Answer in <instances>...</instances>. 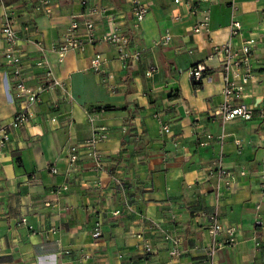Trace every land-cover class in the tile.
I'll list each match as a JSON object with an SVG mask.
<instances>
[{
  "label": "crops",
  "instance_id": "obj_1",
  "mask_svg": "<svg viewBox=\"0 0 264 264\" xmlns=\"http://www.w3.org/2000/svg\"><path fill=\"white\" fill-rule=\"evenodd\" d=\"M144 1L150 11L136 27L128 0H88L89 6L103 5L116 14V23L130 32L131 49L137 45L143 51L140 60L124 67L115 48L103 41L70 51L58 62L52 47L73 16L84 12L81 0H53L50 16L35 11L29 0H4L15 10L29 84L44 80V69L32 65L43 44L72 99L63 101L60 90L44 93L30 123L0 149V264H168L173 243L164 233L180 239L184 249L173 264H203L211 244L206 214L239 232L238 243L221 249L215 264H264V0H236V10L223 0L203 3L210 31L202 34L193 32L201 13L193 16L182 7L183 20L174 22L172 0ZM3 10L0 4V14ZM232 18L243 25L237 44L257 42L254 78L244 96L256 107V117L224 124L221 62L209 56L214 45L229 39ZM95 20L99 36L113 27L110 18ZM166 34L172 39L156 45ZM4 47L0 34V124L18 108L9 90ZM97 52L108 60L115 91L89 69ZM199 63L207 70L201 81H193L188 70ZM151 66L158 71L148 76ZM99 106L110 108L98 118L109 129V138L97 145L102 170L96 171L82 150L74 176L49 173V162L68 168L66 149L91 137L87 111ZM164 125L170 132L163 131ZM206 133L214 137L201 146ZM220 155L236 176L230 186L215 172ZM67 183L69 189L57 193ZM46 200L53 206L46 207ZM117 209L122 213L116 216ZM258 220L262 224L256 226ZM98 223L103 234L95 239ZM146 240L150 253L143 249Z\"/></svg>",
  "mask_w": 264,
  "mask_h": 264
},
{
  "label": "built area",
  "instance_id": "obj_2",
  "mask_svg": "<svg viewBox=\"0 0 264 264\" xmlns=\"http://www.w3.org/2000/svg\"><path fill=\"white\" fill-rule=\"evenodd\" d=\"M216 0H172L175 8L172 10L171 17L174 22H181L183 15L180 13V8L185 7L190 15L196 16L201 13V18L194 24L193 32L195 34L208 33L210 24V12L207 9H202L201 6L206 2ZM233 10H236V0H223ZM35 11L42 12L48 16L53 14V0H29ZM130 4V14L134 18L135 26L139 27L142 21L146 18L150 11V6L144 0H128ZM3 6V12L0 14V34L4 40L5 47L3 51L6 64L10 71L8 76L11 80L9 90L14 94V101L18 108L13 117L0 124V149L5 148L11 140L14 131L26 127L32 117L33 108L41 102L42 95L46 92L61 91V99L69 101L72 99L71 91L68 89L66 81L57 77L50 65V62L45 54L43 44L39 45V54L32 65L44 69V80L37 82L35 85L29 84V79L26 74V68L23 64V49L20 45V33L15 24V10L4 4V0H0ZM81 4L85 8L80 15H74L72 21L64 33L61 41L52 47V51L56 53L58 62H63L70 51H83L87 45L94 44L98 41H103L115 48L118 54V59L123 63L124 67H128L132 62L138 61L143 56V51L136 48L131 49L132 37L130 32L122 30L116 23V14L110 13L109 8L103 5L89 6L88 0H81ZM107 17L113 21V27L109 32L102 35L97 34L96 17ZM28 28V27H27ZM230 37L221 44H216L213 47L209 58L211 60L218 59L221 62L223 73V102L219 106V112L222 122L228 123L236 119L244 121H252L256 117V107L244 101L247 85L254 78V56L256 52L257 42L255 39L243 40L237 44L236 39L243 33V25L236 18H232L229 25ZM172 39V35L166 34L156 45L166 44ZM108 60L103 53L97 52L92 60L89 69L100 75L105 83H107L112 91H115V86L109 84L113 79V73L107 70ZM207 68L202 64L192 66L188 70V74L193 81H201L205 75ZM158 71V66H151L147 71L148 76H153ZM179 70V73H182ZM59 102H54V107H58ZM109 107L99 106L95 109L87 111L88 121L92 127V135L89 139L82 143L71 145L66 149V158L68 168L63 171L55 163L49 162L46 164V169L53 175L64 174L66 177H72L80 170L82 162V150L87 151V156L93 161L94 169L100 171L103 168V156L98 151L97 145L106 141L109 138V129L106 125L98 124L100 115L108 112ZM187 113H191L187 110ZM261 117L264 118V112L260 111ZM54 120V119H53ZM164 132H170L168 125L162 127ZM127 131L126 127L123 129ZM214 136L210 133L205 134L206 140L200 141L201 146L208 144ZM224 135L218 138L222 140ZM240 143L239 140H237ZM223 158L220 155L215 159L216 174L224 179L225 185L230 186L235 182L236 176L230 170L223 166ZM245 169L241 170L244 174ZM260 186L264 188V179ZM69 184H64L57 193L68 190ZM46 207H52L53 201L46 200ZM261 209V205L257 206ZM122 211L117 209L113 212L114 215L121 214ZM208 220V231L211 236V244L207 251V258L203 264H215L218 252L225 248L234 246L238 243L239 232L235 226L224 227L216 215H203ZM23 223H27V219L23 218ZM262 221L258 220L255 225H261ZM103 232L100 223L96 224L93 231V238L98 239ZM138 238H143L142 234L137 235ZM259 235H255L256 246H260L258 240ZM164 238L171 240L173 243L169 251L171 260L168 264H173V261L180 258L184 252L181 245V240L173 237L169 233H164ZM143 249L146 253L152 252L151 243L146 240L143 243ZM88 259L89 255L83 257Z\"/></svg>",
  "mask_w": 264,
  "mask_h": 264
}]
</instances>
